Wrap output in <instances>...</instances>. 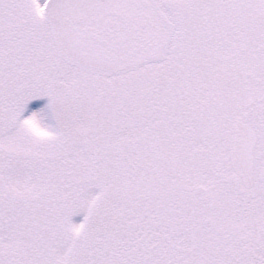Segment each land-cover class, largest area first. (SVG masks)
<instances>
[{"label":"snow or ice","instance_id":"6c2138e0","mask_svg":"<svg viewBox=\"0 0 264 264\" xmlns=\"http://www.w3.org/2000/svg\"><path fill=\"white\" fill-rule=\"evenodd\" d=\"M0 264H264V0H0Z\"/></svg>","mask_w":264,"mask_h":264},{"label":"rangeland","instance_id":"374dc122","mask_svg":"<svg viewBox=\"0 0 264 264\" xmlns=\"http://www.w3.org/2000/svg\"><path fill=\"white\" fill-rule=\"evenodd\" d=\"M83 215H84V213L81 212V213L75 215V216L73 217V220H74L75 222L79 223L80 221H82V219H83Z\"/></svg>","mask_w":264,"mask_h":264}]
</instances>
